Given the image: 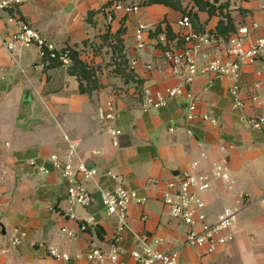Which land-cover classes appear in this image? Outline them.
Returning a JSON list of instances; mask_svg holds the SVG:
<instances>
[{"label":"crops","instance_id":"0c3cea01","mask_svg":"<svg viewBox=\"0 0 264 264\" xmlns=\"http://www.w3.org/2000/svg\"><path fill=\"white\" fill-rule=\"evenodd\" d=\"M114 1L24 0L16 8L0 11V264H96L87 257L89 247L95 242L109 249L118 222L101 204L99 186L113 187L118 181L146 198L129 204V228L119 242L124 260L134 262L131 250L141 244L144 233L158 250H179L184 262L264 264V130L240 121L242 116L264 112V60L244 62L236 78L205 74L187 84L186 89L198 97L193 118L188 117L185 94L170 98L161 108H145L147 93L164 92L183 82L163 53L166 45H186L185 28L178 23L186 13L162 3L121 0L139 5L137 11L126 13L113 9ZM208 1L224 7L210 14L193 0H183L184 8L197 13V27L214 34L220 22L227 23L230 17L235 32L241 26L249 28L247 43L264 35V0ZM19 18L59 48L68 45L80 50L82 58L97 68V87L80 91L79 78L66 66L43 64L36 45L8 50L3 42L18 29ZM140 23L150 24L143 49L136 47ZM167 24L174 33L170 39ZM231 36L214 34L200 53V62L233 58ZM119 46L133 76L128 81L115 70ZM105 52L110 63L99 73ZM138 78L142 82L136 87ZM235 83L243 106H234L230 88ZM254 94L260 103L252 101ZM107 100L117 105L112 122L98 115L99 105ZM110 124L122 129L118 146L107 131ZM65 135L78 142L80 155L98 170L83 182L96 202L78 206V218L69 216L67 182L48 160L54 152L65 155ZM31 160L45 164L49 171H37ZM223 161L229 166L231 184L211 173L212 165ZM203 172L212 178L209 189L198 191L206 202L208 221L217 222L225 207L238 206L244 199L232 227L234 239L211 253L184 244L188 226L170 215L162 200L169 181L184 173ZM90 214L96 217V226L79 230L75 238L63 235L62 227L79 229L80 221ZM16 228L24 236L13 245ZM49 245L68 252L71 259L51 256Z\"/></svg>","mask_w":264,"mask_h":264},{"label":"built area","instance_id":"2783aa9c","mask_svg":"<svg viewBox=\"0 0 264 264\" xmlns=\"http://www.w3.org/2000/svg\"><path fill=\"white\" fill-rule=\"evenodd\" d=\"M24 0H0V11L18 7ZM113 9L123 10L126 13L134 12L139 9L138 4H127L121 0H116L112 4ZM109 18H112L110 15ZM179 25L185 28L183 38L185 46L176 48L167 45L164 50L165 58L171 63L173 72L183 76V82L168 87L164 92L147 93L143 100L145 108H161L168 104L170 98L185 94L187 103L188 117L193 118L197 108L198 97L186 85L190 84L199 75L211 74L215 77L230 76L236 78L239 76L241 66L244 62H252L257 59L264 60V35L258 36L253 42L247 43L246 38L249 33L247 26H241L239 30L232 34L229 43V52L233 56L231 59H222L213 57L200 62V53L211 44L214 34L209 31H198L190 16L184 14L178 21ZM18 29L12 35L5 39L4 46L13 52L18 48H25L36 45L39 48L43 59L46 55L50 58H58L63 66L73 64L72 56L69 51H62L56 44L43 36L40 31L34 28L26 20L18 19ZM150 29V24L140 23L136 27L135 38L136 47L143 49L147 43L144 37L146 30ZM136 61L134 60V63ZM44 64V63H43ZM230 92L235 97L234 106H243L240 100V86L232 85ZM254 103H260L258 95L251 96ZM98 115L103 121L112 122L117 116V105L113 100H107L98 107ZM205 119L210 118L204 114ZM212 122L217 120L210 118ZM240 121L253 129L264 130V112L242 116ZM107 131L112 137L114 146L119 145V137L122 129L110 124ZM68 147L64 156L60 152L50 154L48 160L52 166L59 170L61 176L67 182V198L70 204L69 216L78 218L76 208L78 206L88 207L96 202L94 194L85 185L84 181L94 178L98 170L88 164L87 160L80 155L78 142L71 140L69 136H64ZM204 154V153H203ZM30 163L39 172H48L49 168L45 164H37L34 160ZM194 165H198L195 161ZM211 173L215 178L231 184L232 175L226 161L214 163L211 167ZM114 178L117 175L112 174ZM211 176L208 173H184L178 179L168 182V189L164 192L162 200L173 217L181 219L187 226V234L184 241L185 245L203 248L207 253L214 252L218 245L225 244L234 239L232 231L237 212L240 210L244 199H239V205L235 207H225L219 215L217 222H210L205 212L206 202L198 191L207 190L211 186ZM100 201L104 208L110 214L118 217L116 232L112 237V243L109 249L101 248L93 242L87 252L88 259L96 264H193L181 260L179 250H158L148 243L147 234H141V244L131 250V256L134 262L130 263L124 260L122 251L119 248V242L123 237L124 231L129 228L127 221L128 207L132 201L144 202L146 198L139 196L138 192L129 189L123 182L118 181L113 187L99 186ZM97 219L90 214L83 218L79 223V229L64 226L61 231L65 237L75 238L79 230L85 231L89 227L96 226ZM11 239L13 245H18L24 236L18 228ZM49 253L55 258H62L66 261L71 259L68 252L49 245Z\"/></svg>","mask_w":264,"mask_h":264},{"label":"trees","instance_id":"16d2710c","mask_svg":"<svg viewBox=\"0 0 264 264\" xmlns=\"http://www.w3.org/2000/svg\"><path fill=\"white\" fill-rule=\"evenodd\" d=\"M195 4L198 6V8L202 10H207L210 14L213 12H216L217 9H223L224 6H216L214 3L209 2L208 0H193ZM144 3L146 4H152V3H162L168 6H172L178 9H182L184 13L188 14L195 26V28L198 31H206L203 28L197 27V23L199 22L197 13L194 12L192 9H187L186 7H183V0H145ZM223 21L220 22L218 26V31H215L214 34H222L223 36H229L232 35L236 31V27L231 20L230 17H228V22L224 23ZM161 26L158 27L157 31H161ZM167 37L170 39L174 35L172 32L170 26L167 24L166 29ZM157 33V32H156ZM228 34V35H227ZM118 42H122L121 38H118ZM122 44V43H121ZM123 46V45H122ZM122 46H119V54L117 55L116 64L118 65L115 70L122 73L125 77V80L128 81L133 76L131 75V70L127 71L129 69V61L125 53H122ZM167 48V45H166ZM165 48V49H166ZM62 51H69V54L72 56L73 64L71 66H68L69 71L72 74H75L80 81V91H90L97 87V68H95L93 65L87 63L83 58L81 51L78 50L75 47L72 46H65L61 48ZM43 63L45 65H62L61 61L58 58H50L48 55L43 57ZM136 87L140 86V83L142 82L140 78L135 79Z\"/></svg>","mask_w":264,"mask_h":264},{"label":"rangeland","instance_id":"374dc122","mask_svg":"<svg viewBox=\"0 0 264 264\" xmlns=\"http://www.w3.org/2000/svg\"><path fill=\"white\" fill-rule=\"evenodd\" d=\"M105 48L107 49V47H104V50H105ZM101 52H103V51H101ZM103 56H104V61H103V63H101L102 65L99 67V70H98L99 73H102L104 67H107L110 63V55L107 52H105ZM40 103L43 104L42 102H40ZM10 112L13 114L14 109L10 108Z\"/></svg>","mask_w":264,"mask_h":264}]
</instances>
